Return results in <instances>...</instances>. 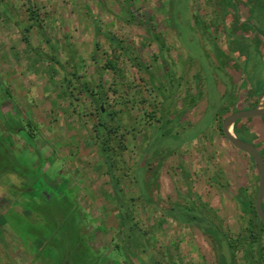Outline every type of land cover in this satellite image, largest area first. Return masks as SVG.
Here are the masks:
<instances>
[{
	"label": "rangeland",
	"instance_id": "374dc122",
	"mask_svg": "<svg viewBox=\"0 0 264 264\" xmlns=\"http://www.w3.org/2000/svg\"><path fill=\"white\" fill-rule=\"evenodd\" d=\"M216 3L164 0L163 8L188 14L166 26L159 0H0V264H140L115 246L123 244V215L141 234L143 264H219L227 256L223 243L164 213L179 207L201 211L234 242L251 219L258 245L246 259L248 241L238 244L234 261L264 264V227L240 204H254L257 174L221 132L233 108L256 104L252 87L257 95L264 90V20L252 16L250 26L240 25L231 0H220V12L206 20ZM148 14L162 47L148 38ZM107 61L115 70L104 68ZM93 98L117 113L108 147L127 214L117 210L99 153ZM259 123L242 120L240 129L256 134L263 148ZM27 189L44 198L69 194L79 208L82 259L66 241L50 251L27 232L42 220L28 208Z\"/></svg>",
	"mask_w": 264,
	"mask_h": 264
},
{
	"label": "trees",
	"instance_id": "16d2710c",
	"mask_svg": "<svg viewBox=\"0 0 264 264\" xmlns=\"http://www.w3.org/2000/svg\"><path fill=\"white\" fill-rule=\"evenodd\" d=\"M166 1V0H165ZM164 0H159L160 3V9L164 15V21L165 25L169 26L172 24V18L175 17L176 19H179L176 14L178 13L181 17H188L186 11L187 9L185 8H176V10H173L171 8H163L162 3ZM187 14V15H186ZM147 21H145L144 25L146 28V33L148 35V38L156 42L160 47H162V43L159 42V37L156 35V25H151L149 23V20L151 19L150 14L146 15ZM132 19H135V17H132ZM139 20H137L138 22ZM34 26H39L40 24L34 20L33 24ZM31 25V27H32ZM173 27V26H172ZM40 33L43 36V32L40 30ZM46 43H48L47 39ZM251 41V40H250ZM115 45L117 48L122 49L121 46L118 45V42L114 41ZM230 46V51H235V47L229 42ZM215 50H216V45H215ZM218 53V51H217ZM239 56L242 57L245 53V51L238 50ZM221 55V54H220ZM238 56V57H239ZM105 69L107 70H115V65L113 64L112 61H107L105 66ZM264 92V90L261 91V94ZM252 93L256 96L260 94H255L254 89L252 87ZM94 95V94H93ZM102 98V97H101ZM102 100H96L92 99V102H94L97 105V112L99 114V122L97 126L95 127V132L97 133L96 137H102V140L99 145V153L102 156L104 163L107 167V174L109 177V183L111 186V189L113 191V196L115 199L116 207L117 210L120 212H123L124 214H127L126 208L124 207L125 205L123 204V192L121 191V188L119 186L118 179L115 177L114 174V166L112 163V155L110 154V149L108 147V142L110 141V135L114 133V131L118 128L119 123L117 118V113L113 111H103V109L100 108V105L102 104ZM239 109L233 108L232 112H235ZM223 111H226L223 110ZM223 111L218 110L217 113H223ZM178 112L177 115H179ZM241 121H238L239 123ZM174 125H176V122H173ZM172 124V125H173ZM162 128H165L164 126H161ZM167 131V135L171 133V129L165 130ZM173 131V128H172ZM27 135L29 138L34 141L32 135L27 132ZM234 134L237 138L241 139L238 133L234 129ZM103 135H102V134ZM115 134V133H114ZM178 136V134H173L172 135V141L176 142L175 138ZM183 144L182 141H178L177 145ZM29 145V144H28ZM30 146V145H29ZM31 147V146H30ZM33 148V147H32ZM260 154L264 158V147L262 148V151H260ZM149 155V152L145 151L144 154L142 155L141 160L143 161L147 156ZM249 157V156H248ZM251 160V158L249 157ZM252 161V160H251ZM253 163V162H252ZM141 167H138V171H142ZM23 192V191H22ZM31 192L28 189L24 191V196L26 198V201L28 203V208L32 211H34L36 214H39L42 218L40 227L39 229L34 230L33 228H30L27 226V232L34 235V238H40L44 242L45 246L44 248H48L50 251L51 249H60L62 248V244L64 241L70 245V247H74L75 250H79L80 253H78L80 259L83 258L84 256V251L83 249V243L81 239L79 238V233L77 232V224H78V217H79V208L75 203L72 201L70 198L69 194H65L64 196L61 195L60 197L57 196H49V197H40V195H33L28 194ZM241 208L245 213L252 214L258 225L264 227V225L259 221V219L256 216L255 210H254V204L250 202V200H247L245 198H242L240 201ZM264 204V201H263ZM167 216L172 217L179 223H184V224H192L194 223L195 225L198 226L199 230L202 232H207L211 234L215 239H217L219 242L223 243L226 247L227 250V256L226 258H223L222 261L219 264H236L234 261V251L237 249L238 244H243V242L249 243V245L245 248V256L246 259H249L251 254V248L253 246L258 245V239H259V232L255 231V225L256 223H253L250 219L248 221V228L246 235L242 238H239L237 241H230L227 236L221 232L217 227L212 225L210 222L207 221V219L201 214V211H196L193 210V208H188V207H179L175 208L171 211H166L164 212ZM129 217V216H128ZM123 220H124V226L123 230L119 231V241H122V245H115L118 249L121 250L123 257L126 259H131V258H136L140 264H143L139 260V256L143 253H145V250H140L139 246L137 245L138 240L141 239V234L138 232V229L135 228V226L132 224L129 218H127L125 215H123ZM17 221V220H16ZM18 223L17 224H26L24 222V219L21 217H18ZM34 225V224H32ZM137 235V238L136 236ZM82 245V246H81ZM65 247V245L63 244ZM257 257H260L258 250L256 251ZM151 257L149 258V260ZM82 261L79 260L77 264H82ZM84 262V260H83ZM125 262V261H124ZM155 264V263H151ZM249 264H256V263H249Z\"/></svg>",
	"mask_w": 264,
	"mask_h": 264
},
{
	"label": "water",
	"instance_id": "95a60500",
	"mask_svg": "<svg viewBox=\"0 0 264 264\" xmlns=\"http://www.w3.org/2000/svg\"><path fill=\"white\" fill-rule=\"evenodd\" d=\"M0 117H2L1 113ZM256 117L264 118V92L258 95V103L254 108L235 111L227 115L221 123V132L234 149L249 156L253 162L258 179L254 210L257 218L264 225V158L253 144L240 140L232 132L233 126L237 121ZM18 135L27 144L35 148L34 141L29 138L24 129L18 130Z\"/></svg>",
	"mask_w": 264,
	"mask_h": 264
},
{
	"label": "flooded vegetation",
	"instance_id": "af4514ba",
	"mask_svg": "<svg viewBox=\"0 0 264 264\" xmlns=\"http://www.w3.org/2000/svg\"><path fill=\"white\" fill-rule=\"evenodd\" d=\"M219 1L220 0H217V3L215 4V7L217 8V10H214V8H215L214 7L213 8L214 12H212V15H210V12H209L208 16H206L207 17L206 20H208V21H209V19L212 20L214 18L213 14H216V11L220 12V8L218 7ZM231 1H232L233 7L237 10L238 17L240 18V20L242 22V23H240V25L250 26L252 23L249 19H251L253 17L254 18L257 17L261 20H264V13L259 10V9H261L262 11H264V0H231ZM210 5H211V1L206 5V7L209 8ZM237 15H235V18L231 17V16H229V17H230V19H232L234 21L236 19ZM248 30H251L254 33L253 37L257 36V32L255 30H253L251 28ZM261 40H262V38H261ZM255 97L258 98V96H256V95H255ZM257 103H258V100L256 101V104L253 107H244V108L239 109V110L254 108L257 105ZM239 110H237V111H239ZM252 119H258L260 122L259 124L264 126V118L256 117V118H252ZM240 121H242V120H240ZM237 122L233 126V131L235 129V131L238 133L237 135H239L241 138L240 140L251 143L257 148V150L259 152L262 151V148L258 147L257 143L254 140L257 136L256 134L254 135L255 131H253V129H251V127L247 128L248 132H250L251 134H253L255 136L254 138H252V136L250 137V136L246 135V133L245 134L241 133V129H240L241 124H240V122L239 123H237ZM263 147H264V145H263Z\"/></svg>",
	"mask_w": 264,
	"mask_h": 264
}]
</instances>
